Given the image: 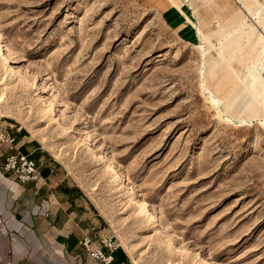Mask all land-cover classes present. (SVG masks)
Here are the masks:
<instances>
[{
    "label": "rangeland",
    "instance_id": "374dc122",
    "mask_svg": "<svg viewBox=\"0 0 264 264\" xmlns=\"http://www.w3.org/2000/svg\"><path fill=\"white\" fill-rule=\"evenodd\" d=\"M158 8L0 0L12 57L11 67L0 59V116L59 160L135 264H264V76L250 86L238 76L264 46L236 36L256 18L239 12L233 29L195 44ZM204 77L227 88H203Z\"/></svg>",
    "mask_w": 264,
    "mask_h": 264
},
{
    "label": "crops",
    "instance_id": "0c3cea01",
    "mask_svg": "<svg viewBox=\"0 0 264 264\" xmlns=\"http://www.w3.org/2000/svg\"><path fill=\"white\" fill-rule=\"evenodd\" d=\"M234 2L240 11L234 12L226 24H214L225 12L234 9ZM151 3L159 5L165 20L195 44L223 34L228 24H234L233 29L243 18L239 12L251 15L250 19L256 18V22L252 20L250 27L256 30H249L246 24L236 31V36L250 42L249 49L260 43L264 46V5L259 3L257 9L253 0H151ZM203 52L205 67L207 50ZM262 54L260 63H248L238 75L247 86L258 76H264V49ZM259 65L263 66L260 70ZM215 73L207 72L204 76ZM226 84L227 81H218L213 86L205 78L203 88H227ZM0 124L14 137L12 145L0 144V264H104L93 258L81 243L87 237L92 247H96L103 235L111 233L99 206L24 125L7 115L0 116ZM17 153L36 162L37 180L19 182L4 170L5 158ZM103 251L109 253L107 248ZM130 256L119 244L109 264H135V258Z\"/></svg>",
    "mask_w": 264,
    "mask_h": 264
},
{
    "label": "built area",
    "instance_id": "2783aa9c",
    "mask_svg": "<svg viewBox=\"0 0 264 264\" xmlns=\"http://www.w3.org/2000/svg\"><path fill=\"white\" fill-rule=\"evenodd\" d=\"M13 142L14 137L11 132L0 124V144L12 145ZM3 168L5 171L11 172L19 182L34 181L39 177L36 162L25 154L8 155L5 158ZM81 243L93 258L104 264H109L112 261V252L119 246V242L112 232L100 238L99 246L92 247L91 241L87 237H84ZM103 248H107L109 253H105Z\"/></svg>",
    "mask_w": 264,
    "mask_h": 264
},
{
    "label": "bare ground",
    "instance_id": "6f19581e",
    "mask_svg": "<svg viewBox=\"0 0 264 264\" xmlns=\"http://www.w3.org/2000/svg\"><path fill=\"white\" fill-rule=\"evenodd\" d=\"M264 5V3H261V6H263ZM0 59L3 61V63H4V65H7V66H9V67H11V65H10V63L12 62V57H11V54H10V52L9 51H7L6 49H4L3 48V46L1 45V43H0ZM39 91V90H38ZM44 91V90H43ZM100 157H102L110 166H111V168H112V170L113 171H116L117 170V168H116V166H115V164L110 160V159H108V158H105V156L104 155H101V152H100ZM118 171V170H117ZM119 172H121V171H119ZM117 174V173H116ZM118 175V174H117ZM121 176L123 177V175H122V173H121ZM124 179V178H123ZM124 180H127V179H124ZM123 182V181H122ZM125 183V182H124ZM126 183H128V180H127V182ZM128 193L129 194H134V195H136L135 194V191H134V187H133V185L132 184H129L128 183ZM137 196V195H136ZM137 206H139L141 209H143V210H146L147 211V209H148V207H147V204H146V201L143 199V198H141V197H138L137 199ZM150 219H155V215L153 214V213H151L150 214ZM165 227V226H164ZM182 247V246H181ZM196 254V258L198 259L199 258V253H195ZM206 263L207 264H212V261L211 260H207L206 261Z\"/></svg>",
    "mask_w": 264,
    "mask_h": 264
}]
</instances>
